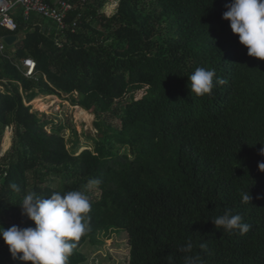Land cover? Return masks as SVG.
Wrapping results in <instances>:
<instances>
[{
  "label": "trees",
  "instance_id": "obj_1",
  "mask_svg": "<svg viewBox=\"0 0 264 264\" xmlns=\"http://www.w3.org/2000/svg\"><path fill=\"white\" fill-rule=\"evenodd\" d=\"M107 1H74L62 32L39 15L14 16L13 34L23 36L12 58L32 57L36 74L0 57V225L34 226L21 215L27 192L80 190L91 201L90 227L68 264L86 261L87 241L120 231L128 264H184L188 241L201 264H264V60L249 56L222 18L229 0H119L110 16ZM197 67L215 71L211 95L190 93ZM40 94L67 95L93 113L94 146L68 148L64 128L32 110ZM94 178L101 184L90 189ZM229 210L251 225L246 234L215 227ZM0 264L32 262L13 260L0 238Z\"/></svg>",
  "mask_w": 264,
  "mask_h": 264
},
{
  "label": "clouds",
  "instance_id": "obj_2",
  "mask_svg": "<svg viewBox=\"0 0 264 264\" xmlns=\"http://www.w3.org/2000/svg\"><path fill=\"white\" fill-rule=\"evenodd\" d=\"M226 11L222 18L230 22L234 34H238L239 42L247 48V54L264 60V0H229L225 4ZM214 70L197 67L188 76L190 93L198 97L211 95L214 87ZM190 82V84H189ZM225 81L216 77V84ZM264 154V148L261 149ZM264 163L259 167L264 170ZM101 180L94 178L87 186H98ZM10 188L19 193L21 188L11 183ZM249 193L242 194V202H251ZM21 215L34 222V226L20 227L12 225L5 229L0 225V238L8 246L13 260L32 264H68L74 249L89 231L91 201L86 192L80 190L53 191L49 196H41L36 192H27L19 204ZM217 229L225 232L246 234L251 225L243 221L240 214L226 211L223 215L212 219ZM205 248L206 245H201ZM193 243L188 241L180 248L185 253L184 264H201L198 255H189ZM169 264H172L171 260Z\"/></svg>",
  "mask_w": 264,
  "mask_h": 264
},
{
  "label": "rangeland",
  "instance_id": "obj_3",
  "mask_svg": "<svg viewBox=\"0 0 264 264\" xmlns=\"http://www.w3.org/2000/svg\"><path fill=\"white\" fill-rule=\"evenodd\" d=\"M119 0H108L102 11L107 15H112L116 12ZM17 10L20 12V8L16 7L11 15L16 16ZM46 28H50L47 26ZM23 36L22 34H19ZM10 46H7V50ZM6 51V50H5ZM1 86V85H0ZM3 87H0V91ZM46 95L40 94L38 97L43 99V103L47 104L44 109H40V103L30 102L32 110L37 111L39 115L43 113L47 114L53 119L52 125H61L64 128L65 143L68 148H72L74 143H78V151L86 147L92 148L94 146V138H97V130L94 126L95 116L93 113L87 111L88 117H79L77 115V105H72L67 99V95L62 98L56 95H51L50 98H43ZM55 97V98H54ZM37 98V97H36ZM35 99V98H34ZM33 99V100H34ZM50 100H52L50 102ZM34 104V105H33ZM36 106V107H35ZM114 124H117V120L112 118ZM51 125L48 126V128ZM11 131H6L3 138L1 152L3 153L10 145ZM29 177V189L32 188L34 180L30 173ZM62 179L54 176L50 182L51 186L60 189L63 184ZM93 189L94 186L89 187ZM101 242L98 244H92L86 242L81 251L86 255V261L83 264H128V244L127 235L125 231L111 232V234H104L100 236Z\"/></svg>",
  "mask_w": 264,
  "mask_h": 264
},
{
  "label": "built area",
  "instance_id": "obj_4",
  "mask_svg": "<svg viewBox=\"0 0 264 264\" xmlns=\"http://www.w3.org/2000/svg\"><path fill=\"white\" fill-rule=\"evenodd\" d=\"M74 1L84 0H0V26L14 32L17 24L11 12L19 7L24 20H28L31 14L39 15L55 26L56 30L62 32L66 29L65 19L67 14L74 9ZM76 26V21L72 22V27ZM0 34V57L6 58L20 70L27 78H34L36 74V62L32 57L23 58L19 63L13 60L5 52V43L1 41Z\"/></svg>",
  "mask_w": 264,
  "mask_h": 264
},
{
  "label": "crops",
  "instance_id": "obj_5",
  "mask_svg": "<svg viewBox=\"0 0 264 264\" xmlns=\"http://www.w3.org/2000/svg\"><path fill=\"white\" fill-rule=\"evenodd\" d=\"M19 13H20V12L17 10L16 15H18ZM13 17H14V16H13ZM45 24L48 25L49 27H52V25L50 26V23L47 22V21H45V23L43 24L45 27H47ZM0 28L5 29V30L7 31V34H4V35L0 33V34L2 35V39H1V41L5 43V50H6L5 52H6L9 56H11V58H12V54H13L14 51H15V45H14V42H15L16 40L19 39L20 35H15V34H13V32L7 30V29L4 28V27H1V26H0ZM46 29L49 30V28H46ZM7 35H15V36H16V40L13 41V43L10 44V45H8V44L4 41V37L7 36ZM7 46H10L8 50H7ZM15 61L19 63V61H17V60H15ZM0 87H1V86H0Z\"/></svg>",
  "mask_w": 264,
  "mask_h": 264
},
{
  "label": "bare ground",
  "instance_id": "obj_6",
  "mask_svg": "<svg viewBox=\"0 0 264 264\" xmlns=\"http://www.w3.org/2000/svg\"><path fill=\"white\" fill-rule=\"evenodd\" d=\"M51 97V95H46V96H44L43 98H45V99H48V98H50ZM57 97V96H56ZM52 98V97H51ZM55 98V97H54ZM52 100H50V102H51ZM32 103H40L39 104V107H40V109H44L46 106H47V104H45V103H43V99L41 98V97H37V98H35L34 100H32ZM34 105V104H33ZM36 107V106H35ZM77 115L79 116V117H88L89 115H88V113H87V111L85 110V109H83V108H81L80 106H77Z\"/></svg>",
  "mask_w": 264,
  "mask_h": 264
},
{
  "label": "water",
  "instance_id": "obj_7",
  "mask_svg": "<svg viewBox=\"0 0 264 264\" xmlns=\"http://www.w3.org/2000/svg\"><path fill=\"white\" fill-rule=\"evenodd\" d=\"M15 40H16V36H15V35H7V36L4 37V41H5L8 45L12 44L13 41H15Z\"/></svg>",
  "mask_w": 264,
  "mask_h": 264
}]
</instances>
